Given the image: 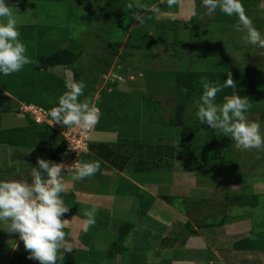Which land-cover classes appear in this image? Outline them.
Returning <instances> with one entry per match:
<instances>
[{"label":"rangeland","instance_id":"1","mask_svg":"<svg viewBox=\"0 0 264 264\" xmlns=\"http://www.w3.org/2000/svg\"><path fill=\"white\" fill-rule=\"evenodd\" d=\"M157 1L130 0L134 9L129 10L127 4L118 12L107 0L21 1L18 5L9 6L17 20L19 39L32 62L19 72L0 75V114L6 110V106H17L10 98L24 88L21 95L25 101L42 108H53L58 103L53 96L56 93H48L47 88L36 84L38 79L50 80V76L59 74L60 69L39 72L35 70V61L38 55H49L68 46L83 45L86 53L80 65L92 78L102 71L107 73L119 49L122 50L119 67L115 71L123 76L119 81L122 98L117 101L118 98L114 97L111 108L106 100L102 102L103 108H109L104 112L103 125L110 126L109 116L112 112L111 116L116 115L114 118L119 123V134L130 132L132 139L138 138L145 143L173 140L175 131L171 130L165 135L166 130L162 129L163 123L160 122L168 123L172 115L175 73L264 72V48L248 43L244 39L246 31L242 26V30L237 31L240 22L235 20L238 17L235 14L228 16L217 9L209 15L202 0H177L171 7L167 0H160L162 4L165 3L162 6L154 5ZM241 3L245 15L264 34V0H241ZM152 6H158L159 14L166 19H159V14L149 11ZM133 11L143 14L140 21L134 18ZM45 28L50 29L42 37H37L45 32ZM66 75L71 84L72 72L65 71L62 79ZM130 75L136 80L128 79ZM101 77L103 82L98 84L95 97L88 94L79 103L96 105L99 92L105 89L106 83L116 80L108 74ZM157 100L162 102V108L157 105L155 108ZM154 108L161 113L154 116L151 111ZM246 116L250 121L259 122L264 134V101H252ZM24 121L19 120L13 111L3 117L0 128H16L21 126L19 122L26 124ZM90 138L95 143H116L118 132L93 129ZM243 151L246 159L254 164L261 163L264 168V150ZM15 152H19L24 159L31 158L30 150L26 152L0 144V178H23L27 181L32 168L37 166L26 168L27 161L23 163ZM189 158L179 156L172 162V170L123 174L154 198L146 214H142V205L134 199L131 206H126L128 199L116 196L132 190L126 183L122 185L120 178L113 188L108 177L100 176V182H92L91 179L76 178V171L64 173L62 177L67 192L77 194L82 191L80 186L85 185L88 187L87 194L99 196L93 199L94 203L90 206L79 207L77 211L80 213L100 207V203H96L100 194L104 195L101 197L105 198L106 203L116 199L118 205L114 213L112 206L110 209L102 207V212L97 211L101 214L98 221L93 226L85 227L86 219L74 215L71 202H64L69 206V212L62 216L66 234L64 243L71 250L63 254V248L60 249L56 264H264L263 253L236 252L232 248L235 241L249 237L253 227L264 232V194L255 207H241L244 200L252 201V193L247 191L240 200L230 204L222 190L229 187L231 191H237L240 186L224 182L226 177L222 174L194 172L191 167L195 164L181 168V164L188 163V166L193 163ZM15 165L17 170H21L20 175L13 176L16 173L13 170ZM254 172L264 175L259 170ZM249 188L251 190L254 186ZM161 196L172 197V204L160 200ZM224 213L230 218L223 228L202 231L198 236H189L185 245L169 247L171 239L174 240L175 235L179 234L174 233L176 225L189 221L196 226L200 223L199 215L207 217H202L204 222L220 219ZM66 215L74 216L69 220ZM124 222L134 224V229L123 244L127 251L110 259L107 251L117 240L118 228ZM7 230V224L0 223V264H39L28 258L18 234Z\"/></svg>","mask_w":264,"mask_h":264},{"label":"trees","instance_id":"2","mask_svg":"<svg viewBox=\"0 0 264 264\" xmlns=\"http://www.w3.org/2000/svg\"><path fill=\"white\" fill-rule=\"evenodd\" d=\"M21 1L63 2L64 0ZM107 1L111 7L115 8V12L121 11L130 2V0ZM194 20L192 21L194 22ZM235 20L239 21V18L237 17ZM47 29L49 30L50 28H45V30H43L45 32L39 33L37 37H42L45 33H47ZM85 53L86 51L83 45H77L75 47L68 46L61 48L49 55H38L35 61V70L39 72H48L50 69L62 67L66 70V73L69 71L72 72V83H69L66 75V78L64 77L63 79H57L53 76H50V80L38 79V83L36 85H42L41 88H47L48 93L52 94V92H55L56 94L53 96H55V99L58 100L57 97H60L64 93L70 91L71 85L74 82L83 80L85 88L83 89L82 94L78 97L77 102L79 103L81 98L88 94L95 97L98 93V84L103 82L101 75L104 76L106 72L102 71L94 78L88 76L85 71L86 69H83L80 65L81 59ZM229 74L231 75L236 87L234 89L224 88L222 91L218 92L216 96V103L218 105H222L225 102V98L230 97L233 92H236L241 96H247L250 100V104H252V101L254 100L264 101V72L175 73L173 82L175 105L172 109V115L168 123L163 120L160 122L163 123L162 129L166 130L164 133L165 135H167V133L171 130L175 131V134L173 135V140L163 142H161L162 140H159V143H145L138 138L132 139V134H130V132L119 134V123L114 118L116 115L111 116L112 112L109 116L110 126L103 125L104 112L105 110H109V108H103L101 106L102 102L106 100V103L111 108L114 97L118 98L117 101L122 98V92H119L120 82L118 80L106 83L104 87L105 89H102L99 92L100 98L95 102L96 107L100 109L101 114L94 129L97 131L102 129L114 130L115 132H118V140L116 143H95L90 139L89 153L84 154L79 159V164L98 161L100 167L94 175L85 177V179H91L90 181L92 182H100V176L103 178L108 177L111 179L109 184L111 183V187L114 188L116 187L115 181L117 182L120 178L121 184L123 185L126 183L127 187H131L132 190L121 194L119 193L116 196H125V198L129 201L134 199L136 203L138 202L142 205V214H146L150 207H152L154 198L148 192L140 188L139 184L137 185L132 183V181L125 178L123 174L127 172L131 174H138L159 172L164 169L172 170V162L175 159H178L179 156L184 155L185 157L190 156L188 160L193 163H190L188 166H186L188 163L181 164V168L186 169L190 165L195 164L191 167L195 170L194 172L203 174L213 173L214 175L222 174L226 177L224 182L227 181L230 184L232 183L234 186H240V189L237 191H231V188L229 187L222 190L224 192L225 199L230 204L240 200L243 197L244 192L247 191L252 193L251 196L253 202L246 199L241 203V207L249 208L257 206L260 197L264 194V175H258L257 172L254 171L259 170L260 172H264L263 165L261 163L254 164L252 160H249L248 158L246 159V157L243 156L244 151L242 149H238L233 140L224 136L220 130H212L206 123L201 124L196 117L197 103L203 91L202 81L207 80L208 82L223 84ZM107 99H109V101ZM57 104H55V106H57ZM156 105L162 108V102L159 100L155 102V108H157ZM43 107L46 111H50L48 107ZM154 109L151 110L154 116L161 113L160 111H157L156 109L155 111ZM14 110L6 109L3 113H10ZM17 112H20L19 109ZM190 112L191 115H189ZM0 115H2V113ZM26 120L27 123L23 127L6 130L0 129V144L26 152L30 150L32 152L30 153V159H24L19 152H15L18 154V158H22L21 160L23 163L26 161L28 162L25 163L26 168L37 166L38 169V165H36L37 157L60 163L62 157L66 153V143L60 134L46 123H37L30 114H27ZM61 127L67 128L62 125ZM168 128H170V130H168ZM13 170L16 172L13 176L17 175L16 165L13 167ZM113 173L114 176L112 175ZM30 180L31 177L27 179L29 182ZM249 186H254V188L250 190ZM80 189L82 190L81 192L79 191L80 193L88 192V187L85 185L80 186ZM61 196L64 202H71L73 204L74 211H72L74 212V215L87 219L84 216V213L77 211L78 208L83 207V205L77 202L76 192H64ZM100 196L104 195L100 194ZM159 199L169 204H172L173 202V198L169 196H161ZM198 202L200 203L199 200ZM95 208L96 223L98 221V216L101 215L97 213V211L102 212V207ZM189 211H191V209ZM74 215L66 216L69 220H71V216L73 217ZM202 217L204 216H198L200 223L196 224V226H193L189 221L184 225H176L174 233L179 234L175 235L176 238L174 240L171 239L173 244L169 242V247L176 248L175 245H185L188 242L187 238L189 236H198L202 231L223 228L230 218L227 213H224L220 219H211L210 221L203 222L204 219H202ZM133 229V223L124 222L120 224L118 228L117 240L112 243L110 249L107 251L108 258L115 259L118 255L127 251L123 244L126 237ZM257 231L258 229H256L255 226L251 230L249 237L235 241L232 245L234 251H244L250 253L261 252L264 254V232ZM180 233H183V235Z\"/></svg>","mask_w":264,"mask_h":264},{"label":"clouds","instance_id":"3","mask_svg":"<svg viewBox=\"0 0 264 264\" xmlns=\"http://www.w3.org/2000/svg\"><path fill=\"white\" fill-rule=\"evenodd\" d=\"M176 2L177 0H167L169 7ZM202 5L209 15L219 9L228 16H238L240 23L237 31L245 30L244 39L248 43L264 48V34L257 30L252 20L245 15L241 0H202ZM128 9L133 10L134 4L129 3ZM148 10L153 14L160 12L158 6H152ZM132 14L137 21L141 20L140 12L133 11ZM0 21V75L6 76L19 72L32 61L26 54L25 45L19 39L16 17L5 0H0ZM115 79L121 81L118 77ZM235 87L230 74L223 84L202 81L203 91L197 103L196 117L201 124L206 123L212 130H220L224 136L235 142L238 149L264 150V134L261 132L260 123L250 121L246 116L250 107L247 96L233 92L230 97L225 98L222 105L216 103L218 92L224 88ZM84 88L83 80L74 82L70 91L58 98L57 106L49 112L41 108L48 113L51 124L82 130L97 124L100 109L96 105L77 102ZM36 165L38 169L32 168L30 182L23 178L0 179V223L7 224L9 233L18 234L29 259L36 260L39 264H56L60 249L63 248V254L71 250L64 243L66 234L62 219V216L69 212V206L61 196L66 191L61 175L65 166L63 163L41 157H37ZM99 167L98 161L77 164L76 178L92 176ZM19 173L17 170L18 175ZM95 214V207L85 210V227L95 223Z\"/></svg>","mask_w":264,"mask_h":264},{"label":"built area","instance_id":"4","mask_svg":"<svg viewBox=\"0 0 264 264\" xmlns=\"http://www.w3.org/2000/svg\"><path fill=\"white\" fill-rule=\"evenodd\" d=\"M23 112L30 113L37 123H46L54 128L65 141L66 153L60 162L65 166L62 174L76 170L79 159L84 154L89 153L90 136L96 124L87 130L79 128H62L59 124H51L48 113L41 108H24Z\"/></svg>","mask_w":264,"mask_h":264},{"label":"crops","instance_id":"5","mask_svg":"<svg viewBox=\"0 0 264 264\" xmlns=\"http://www.w3.org/2000/svg\"><path fill=\"white\" fill-rule=\"evenodd\" d=\"M161 2L162 1L158 0L154 5H157V4L163 5L162 4L163 2L162 3ZM180 2H181V0H180ZM142 15L143 14H141V17H142ZM157 17L159 19H163V20L166 19L162 14H159ZM123 46L124 45H122V47ZM121 54H122V50L119 49V52L114 57L112 63L110 64V66L107 69V73H105L104 76L108 74V76H110V77L115 76V77H118L120 79L123 78L121 73L119 74L118 72H115L118 69V67H119V58H120ZM56 68L60 69L59 70L60 73L59 74L55 73L54 77L57 78V79H62V76H63V74H64V72L66 70L64 68H62V67H56ZM120 68L123 69L122 67H120ZM121 69H119V70H121ZM51 70H54V68L51 69ZM128 79H132V81L136 80V79L134 80L132 75H130ZM23 90L25 91V88ZM23 90H21V91H23ZM21 91H20V93H17V94L13 93L12 97L10 98L12 101H15L17 103V106H15L14 104H11L10 107L6 106L5 108L9 109V110H14L15 109L14 110L15 111V115H17L18 119L22 120V121L24 119L26 121V122L24 121V123H27V120H26V116L27 115L25 113L21 112V110L24 109V108H28V107H37V108L38 107L42 108V107L38 106L36 104H32V103H29V102L25 101L24 97H22V95H21ZM42 97H43V95H42ZM18 109H19L20 112H17ZM3 112L4 111H1L2 115H0L1 116L0 123L3 122V117L7 115V113H3ZM20 123H21V126L19 125V127H23V126L26 125V124H23L22 122H19V124ZM16 128H18V127H16ZM0 129L1 130H5L4 127L0 128ZM65 192H67V191H65ZM96 197H99V196L89 195L87 193H80V192L76 194L77 202L80 203L81 205L87 206V207L94 203L93 199L96 198ZM127 201L128 202H127L126 206L129 205V204H130L129 206H131L132 200H130V201L127 200ZM96 203H98V204L100 203V207H103L105 209H110L111 206H112V213H114L115 209L117 208L116 205H118L116 199L115 200L113 199L112 201H108V203H106L105 198L101 197V196H100V198H98V201H96ZM109 205H110V207H109ZM106 206H107V208H106ZM129 206H128V208H129ZM121 210H123V209H121ZM117 211H119V210H117Z\"/></svg>","mask_w":264,"mask_h":264},{"label":"water","instance_id":"6","mask_svg":"<svg viewBox=\"0 0 264 264\" xmlns=\"http://www.w3.org/2000/svg\"><path fill=\"white\" fill-rule=\"evenodd\" d=\"M5 2L9 5V6H12V5H18L21 0H5Z\"/></svg>","mask_w":264,"mask_h":264}]
</instances>
